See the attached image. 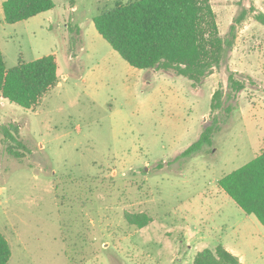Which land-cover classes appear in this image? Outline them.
Wrapping results in <instances>:
<instances>
[{"label":"rangeland","instance_id":"rangeland-1","mask_svg":"<svg viewBox=\"0 0 264 264\" xmlns=\"http://www.w3.org/2000/svg\"><path fill=\"white\" fill-rule=\"evenodd\" d=\"M53 1L0 23L6 67L51 53L58 61L57 83L34 109L0 96V128L17 126L24 145L23 157L9 154L0 130L6 264H193L218 244L241 264H264V225L217 183L264 150V25L255 18L264 0H210L224 38L244 16L220 66L196 86L130 65L98 33L93 17L129 0ZM230 74L242 90H231ZM216 90L222 105L211 111ZM210 125L211 143L183 156ZM143 213V227L127 220Z\"/></svg>","mask_w":264,"mask_h":264},{"label":"trees","instance_id":"trees-1","mask_svg":"<svg viewBox=\"0 0 264 264\" xmlns=\"http://www.w3.org/2000/svg\"><path fill=\"white\" fill-rule=\"evenodd\" d=\"M54 6L53 0H3L0 23H16ZM243 16L234 17L228 36L224 38L220 35L210 0H129L115 3L94 16L93 23L98 33L130 65L139 69L172 71L196 86L220 66L227 47H231L235 40L236 26ZM255 18L264 25V13H256ZM57 70L55 53L30 61L20 58L16 65L6 67L0 49V96L25 109H34L56 85ZM228 82L234 93L244 88V82L232 74ZM221 96L220 90L213 93L211 111L221 107ZM214 125L206 126L198 139L181 154L189 155L210 144ZM0 130L6 151L16 158L23 157L18 149L24 148L18 138V127L11 124L1 126ZM217 183L245 213L255 215L264 225V150L220 177ZM127 220L143 227L150 217L144 213L133 214L128 215ZM10 256L9 242L0 232V264H6ZM193 264L241 262L235 254L218 244L214 250L206 247L197 251Z\"/></svg>","mask_w":264,"mask_h":264}]
</instances>
